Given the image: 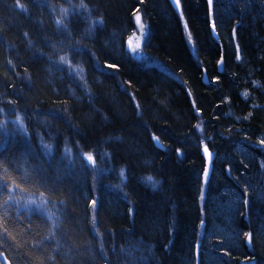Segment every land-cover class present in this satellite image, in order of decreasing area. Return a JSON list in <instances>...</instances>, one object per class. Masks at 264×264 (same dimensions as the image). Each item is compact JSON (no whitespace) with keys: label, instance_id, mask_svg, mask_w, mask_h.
<instances>
[{"label":"trees","instance_id":"16d2710c","mask_svg":"<svg viewBox=\"0 0 264 264\" xmlns=\"http://www.w3.org/2000/svg\"><path fill=\"white\" fill-rule=\"evenodd\" d=\"M178 2L0 0L10 264H264V0Z\"/></svg>","mask_w":264,"mask_h":264},{"label":"rangeland","instance_id":"374dc122","mask_svg":"<svg viewBox=\"0 0 264 264\" xmlns=\"http://www.w3.org/2000/svg\"><path fill=\"white\" fill-rule=\"evenodd\" d=\"M136 26H137L136 31L133 33V35L129 39V53L135 59L139 61H144L146 60V57L142 52V45H143L144 38L146 35V27L144 26L141 20L137 22ZM188 40L190 41L189 37H188ZM86 160L88 161L89 164L94 166V161L92 158L89 159L88 157ZM90 160H92V163L90 162Z\"/></svg>","mask_w":264,"mask_h":264},{"label":"water","instance_id":"95a60500","mask_svg":"<svg viewBox=\"0 0 264 264\" xmlns=\"http://www.w3.org/2000/svg\"><path fill=\"white\" fill-rule=\"evenodd\" d=\"M172 1L175 3L176 8L178 10H180V5H179L178 0H172ZM139 20H140V17H139ZM137 22H138V20H137ZM203 80H204V83H208L206 75H204ZM153 141H154L157 148L163 150V147L157 138H154ZM205 149H206V147L202 148V153H203L204 160H205L204 183H207L209 178H210L211 171H212L213 155L208 150L205 151ZM90 162L92 163V160H90ZM196 257H197V263H199V250L198 249L196 252ZM0 264H10L9 261L6 259V257L3 254H0Z\"/></svg>","mask_w":264,"mask_h":264},{"label":"snow or ice","instance_id":"6c2138e0","mask_svg":"<svg viewBox=\"0 0 264 264\" xmlns=\"http://www.w3.org/2000/svg\"><path fill=\"white\" fill-rule=\"evenodd\" d=\"M137 20L139 21V17H137ZM205 151H207V149H205ZM89 159H91V156H89ZM149 181H151V178H148Z\"/></svg>","mask_w":264,"mask_h":264},{"label":"bare ground","instance_id":"6f19581e","mask_svg":"<svg viewBox=\"0 0 264 264\" xmlns=\"http://www.w3.org/2000/svg\"><path fill=\"white\" fill-rule=\"evenodd\" d=\"M4 255V254H3Z\"/></svg>","mask_w":264,"mask_h":264}]
</instances>
